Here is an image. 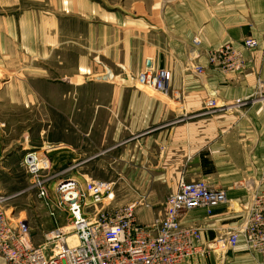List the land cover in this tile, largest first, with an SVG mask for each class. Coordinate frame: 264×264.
Instances as JSON below:
<instances>
[{"label":"crops","instance_id":"0c3cea01","mask_svg":"<svg viewBox=\"0 0 264 264\" xmlns=\"http://www.w3.org/2000/svg\"><path fill=\"white\" fill-rule=\"evenodd\" d=\"M24 1L31 6L19 16L22 48L29 61L38 53L41 86L35 88L27 69L18 79L25 87L11 92L15 108L27 113L35 112L40 97L39 108L59 125V138L40 132L47 137L36 151L48 160L62 158L67 168L58 185L113 189L115 183H103L125 182L119 190L128 201L146 203L136 212L138 224L152 226L181 180L206 181L224 190L228 203L212 215L194 211L183 224L200 230L205 243L240 223L264 173V0ZM14 25L12 17L0 19L6 35ZM246 40L259 47L245 53L243 74L207 69L210 52ZM150 66L169 74L167 96L136 81ZM198 66L205 74H194ZM210 102L214 111L207 108ZM10 147L7 142L0 154V193L6 179L18 182L15 161L31 179L24 168L31 140ZM226 258L260 264L243 240ZM182 264L220 263L210 253Z\"/></svg>","mask_w":264,"mask_h":264},{"label":"built area","instance_id":"2783aa9c","mask_svg":"<svg viewBox=\"0 0 264 264\" xmlns=\"http://www.w3.org/2000/svg\"><path fill=\"white\" fill-rule=\"evenodd\" d=\"M199 44L198 39L193 42L195 47ZM258 47L254 40H246L238 47L227 45L212 51L207 56V69L224 76L241 75L248 65L245 53ZM193 72L196 76L203 75L206 68L198 66ZM139 77L145 90L169 94L170 76L166 71L150 67ZM207 108L214 111L217 107L210 102ZM25 156L24 168L33 181V190L39 199L47 201L50 160L35 151ZM251 190V202L240 223L225 236L203 243L200 230L185 226V218L201 209L212 215L216 207L228 203L226 192L206 181L181 180L177 192L164 203V216L152 226L137 223L136 205L119 212L97 211L114 200L111 187L105 189L95 183L81 191L76 185L61 184L59 207L68 215L69 224L65 229H54L43 247L32 245L26 220L16 222L0 210V264H182L194 256L210 253L226 258L241 240L247 252L257 255L260 264H264V173L259 187ZM89 206L96 211L86 212Z\"/></svg>","mask_w":264,"mask_h":264},{"label":"rangeland","instance_id":"374dc122","mask_svg":"<svg viewBox=\"0 0 264 264\" xmlns=\"http://www.w3.org/2000/svg\"><path fill=\"white\" fill-rule=\"evenodd\" d=\"M27 5L31 6V2L27 4L24 1V3L21 4V0H7L6 2L0 0V19L12 17L16 21V26L14 25L13 32L9 35L5 34L7 29H4L3 26L0 27V154L7 142L8 145H11V149L17 144L19 147L22 146L24 142L31 140L33 151H30L36 152L41 150L44 147L43 143L47 136L39 134L44 130L47 135L50 134L49 131L54 132L53 139L60 137L59 125L53 121L50 122V115L47 111L45 112L42 108H39L38 104L41 105L42 103L40 97L35 105L34 113H27L15 108L17 107V99L12 96L11 91L13 89L17 90L25 87L18 79H24V74H26L27 69H32L30 72H32L35 88L41 86V65L39 55L38 53L32 54L31 56L33 59L32 61H29L27 58L30 57V52L27 53V51L22 48L19 16L22 8H26ZM8 30L10 29L8 28ZM139 75L136 79L137 82H139ZM53 116L52 118H56L58 123V116L55 114H53ZM51 127L52 129H50ZM51 136L52 135H50V137ZM49 160L52 161L53 159L49 158ZM1 162L2 160L0 156V163ZM18 166L19 161H15L13 164V170L15 169L17 171L16 177L18 178V182L12 181V179H6L1 184V186L6 189L4 193H0V210L4 213L7 212L8 215L10 214L11 218L16 222L26 220L31 231L32 245L35 247H43L46 244L47 237L54 231V229H65L69 224L68 215L65 214L63 207H59L62 200L58 194V184L63 183L65 180L64 173L67 167L63 166L61 157L53 162L52 167L54 172L51 169L50 174L47 175V177L51 178L50 182L46 184L48 187V200L44 201L39 199L37 192L33 190L32 179H29L23 171L19 170ZM55 178H59L60 181L53 186H50L49 184H51V181ZM111 183H115V186L112 189L114 200L110 205L106 202L104 206L98 207L97 211L104 210L109 213L119 212L130 205H136L137 212L141 208L146 207L145 202L138 203L128 201L129 198L126 195L127 192H120L119 184H126L125 182H110L103 184L110 185ZM83 185L84 190L80 189L81 191H85L87 188V184ZM94 211H96V209L94 210V208L90 206L86 209V212L88 213H94ZM158 219H160V217L156 216L154 222ZM214 255L218 257L219 263L222 264V257L219 256V254ZM225 264L239 263L235 259L228 260V258H226Z\"/></svg>","mask_w":264,"mask_h":264},{"label":"water","instance_id":"95a60500","mask_svg":"<svg viewBox=\"0 0 264 264\" xmlns=\"http://www.w3.org/2000/svg\"><path fill=\"white\" fill-rule=\"evenodd\" d=\"M151 67V66H150Z\"/></svg>","mask_w":264,"mask_h":264}]
</instances>
